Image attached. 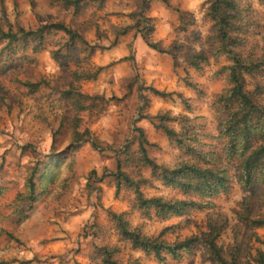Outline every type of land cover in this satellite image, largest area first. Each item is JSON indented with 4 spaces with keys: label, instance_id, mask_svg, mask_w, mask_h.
I'll list each match as a JSON object with an SVG mask.
<instances>
[{
    "label": "rangeland",
    "instance_id": "rangeland-1",
    "mask_svg": "<svg viewBox=\"0 0 264 264\" xmlns=\"http://www.w3.org/2000/svg\"><path fill=\"white\" fill-rule=\"evenodd\" d=\"M85 1L88 6L75 11L64 0H0V27L6 31L64 22L88 42H72L63 31L53 30L35 51L37 39L8 46L0 38V263L215 264L201 244L164 261L132 249L111 216L112 211L127 212L132 226H142L150 236L172 225L164 234L169 241L207 231L210 216L224 217L229 225L219 243H236L235 209L248 192L237 179V162L225 158L219 137L222 115L216 101L229 83L217 71L231 61L216 56L209 0H163V7L155 0H106L103 7ZM239 3L248 21L239 49L260 59L264 2ZM125 27L128 32L121 34ZM195 51L209 56L201 69L190 62ZM248 80L253 87L260 78ZM76 99L81 105H75ZM164 113L186 115L197 124L204 148L229 166L231 176L230 191L211 197L212 206L166 219L135 209V188L117 179L120 172L147 179L140 183L147 196H182L140 160L138 127L159 164L187 157L156 128ZM168 123L177 130L183 125L181 118ZM77 132L83 134L80 140ZM35 168L37 198H20L28 192L27 179ZM240 230L239 241L262 246ZM256 232L264 238V226Z\"/></svg>",
    "mask_w": 264,
    "mask_h": 264
},
{
    "label": "trees",
    "instance_id": "trees-1",
    "mask_svg": "<svg viewBox=\"0 0 264 264\" xmlns=\"http://www.w3.org/2000/svg\"><path fill=\"white\" fill-rule=\"evenodd\" d=\"M103 7L106 0H94ZM264 2V0H262ZM67 7L73 6L75 11H81L88 2L85 0H64ZM239 0H209L207 16L212 22L216 56H227L231 63L223 65L217 74H224L228 86L219 94L217 107L222 119L219 125V137L224 140L225 158L237 162V179L248 195L235 209L237 225L234 227L236 243L224 247L219 243L223 230L229 225L227 218L217 219L209 217L208 230L201 234H192L182 239L169 241L164 237L172 225L165 227L158 235L150 236L142 226H132L127 218V212H111L112 219L121 238L127 241L132 249L143 250L146 254H153L159 261H164L168 255L179 258L182 251H190L195 245L201 244L205 248V255L215 264H264V238L256 232L264 226V57L254 58V55H245L239 46L245 39L241 33L246 32L248 21L242 13ZM146 21V22H145ZM148 28V19L141 21ZM63 31L72 42L88 43L85 37L69 27L64 22L47 23L38 29L27 30L20 27L17 31H6L0 27V38L7 39V45L16 41L27 42L29 38L37 39L34 46L37 51L45 42L47 32ZM129 27L120 31L126 34ZM150 46L158 48L157 45ZM209 56L204 51H195L190 55L191 64L201 69ZM248 78H260L253 87H250ZM34 87L36 84L26 82ZM73 90L69 92L72 94ZM157 93H167L156 90ZM76 99L75 105H81ZM181 118L183 125L180 130L172 127L168 122ZM156 128L162 129L177 146L184 151L187 157L178 160L173 165H161L149 155V141L143 128L139 131L140 160L152 168V174L158 177L163 185L181 192V197H166L163 195L147 196L140 187L141 181L131 176L119 173L118 181L124 179L128 185L135 188L136 199L134 208L144 216H158L168 218L172 215L182 216L193 209H203L213 205L211 197L220 193H227L231 189L229 166L216 156L214 151L204 148V135L199 126L192 123L186 116H173L169 113L160 115V121L155 123ZM87 132V131H86ZM82 133H75L76 139L82 138ZM35 168L27 179L28 192L20 194V198L35 201L36 175ZM119 190V189H118ZM240 228L250 232V237H256L262 246L254 247L239 241ZM264 237V236H263ZM255 248V253L253 249ZM3 264V263H0ZM112 264H118L113 261Z\"/></svg>",
    "mask_w": 264,
    "mask_h": 264
},
{
    "label": "crops",
    "instance_id": "crops-1",
    "mask_svg": "<svg viewBox=\"0 0 264 264\" xmlns=\"http://www.w3.org/2000/svg\"><path fill=\"white\" fill-rule=\"evenodd\" d=\"M169 2H173L174 0H168ZM178 1V0H177ZM164 1L163 0H155V4H156V6L157 5H161L162 7H163V5H162V3H163ZM156 13H158V12H156Z\"/></svg>",
    "mask_w": 264,
    "mask_h": 264
}]
</instances>
